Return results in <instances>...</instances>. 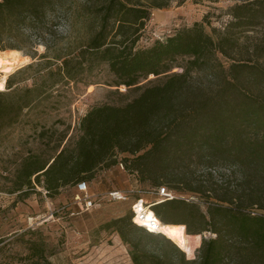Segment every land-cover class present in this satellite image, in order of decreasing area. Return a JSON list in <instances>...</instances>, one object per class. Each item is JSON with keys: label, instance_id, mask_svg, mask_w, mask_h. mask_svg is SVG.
Instances as JSON below:
<instances>
[{"label": "trees", "instance_id": "obj_1", "mask_svg": "<svg viewBox=\"0 0 264 264\" xmlns=\"http://www.w3.org/2000/svg\"><path fill=\"white\" fill-rule=\"evenodd\" d=\"M177 1L182 5L186 0H86L78 19L89 36L67 47L58 29L69 13H78L74 0L0 2V52L23 51L35 58L39 45L46 48L41 57L46 63L35 66L33 87H14L10 78L9 91L0 92V135L40 102L45 91L78 84L104 66L112 77L107 86L117 88L121 96L134 94L122 104L92 107L78 123L77 134L59 140L48 161L35 154L25 157L14 190L28 197L40 187L54 198L63 189L93 181L98 171L121 164L146 181L153 161H170L173 172L150 178L157 194L164 188L174 198L147 212L155 213L168 229L178 230L188 244L184 248L164 234L134 225L131 212L108 225L117 227L126 243L131 244L123 228L132 225L164 239L171 250L152 258L132 244L133 264H264V98L252 100L242 93L251 80L264 92V33L255 43L242 40L262 25L264 0H235L223 30L212 28L209 33L195 23L138 49L152 11ZM222 59L230 63L228 69ZM202 72L218 81V102L211 95L212 84L203 86L199 80ZM230 89L241 103L230 101ZM252 104L259 108H243ZM193 164L203 171L188 170ZM230 165L239 170L226 176ZM172 191L193 198L176 197ZM29 249V264H52L41 244ZM169 255L176 262H169Z\"/></svg>", "mask_w": 264, "mask_h": 264}, {"label": "rangeland", "instance_id": "obj_2", "mask_svg": "<svg viewBox=\"0 0 264 264\" xmlns=\"http://www.w3.org/2000/svg\"><path fill=\"white\" fill-rule=\"evenodd\" d=\"M74 3V10L78 13H69L58 29L65 47L76 45L89 36L85 25L78 19V15L83 14L86 0H74ZM178 3L173 2L168 8L152 11L151 20L137 45L138 49L150 47L155 41L165 40L195 23L203 24L209 33H212V28L223 30L231 21L229 10L236 2L186 0L182 5ZM261 20L263 23L258 31L243 36L244 44L255 43L262 38L264 18ZM21 53L26 56V52ZM45 53L46 48L39 45L36 57L28 56L32 61L8 78L13 80L14 87L24 89L34 86L37 80L35 66L46 63V59L41 60ZM222 61L228 69L230 63L225 59ZM260 62L264 64V59ZM31 64L34 68L28 69ZM19 71L23 73L18 75ZM83 78L78 84L73 82L54 92L45 91L40 102L25 110L21 119L7 127L0 135V264H29L26 258L31 252L30 246L34 243L45 248L46 257L52 264H133L132 244H136L141 252L152 258L164 257L171 251L164 239L152 238L132 225L123 228L131 244L126 243L121 237V231L108 225L119 218L131 216V205L138 197L145 205L163 200V197L157 194L150 177L173 172L174 168L168 169L170 161H153L145 173L146 181H143L140 175L131 174L119 165L98 171L96 178L88 183L89 197L93 202V207L89 210L83 204V196L74 187L63 189L54 198H50L40 187L28 197H23L20 192L14 190L16 171L25 157L35 154L48 161L54 156V147L59 140L66 137L67 141L77 134L78 123L92 107L122 104L134 96H121L117 93V88L106 85L112 77L105 66L87 73ZM151 79L153 77L148 80ZM199 80L203 86L212 84L211 95L214 102H218L219 97L216 94L219 92V86L215 84L218 81L212 80L204 72L200 74ZM89 81L93 83L87 85ZM8 91L7 89L6 92ZM119 91L125 93L122 88ZM243 92L252 95V100L264 98V92L255 80L246 81ZM228 96L232 103L242 101L233 89L227 91ZM243 108L259 107L252 104ZM125 157L129 156H120ZM189 168L188 170L196 173L203 171L201 166L195 164ZM228 168L225 170L226 176L233 170H239L235 165ZM232 182L235 186L236 181ZM113 191L126 193L127 200L112 201L108 195ZM172 192L176 197L193 198L191 194L178 195ZM204 237L212 238L215 235L205 233ZM168 259L169 262H176L171 255ZM198 259L199 256L192 260Z\"/></svg>", "mask_w": 264, "mask_h": 264}, {"label": "built area", "instance_id": "obj_3", "mask_svg": "<svg viewBox=\"0 0 264 264\" xmlns=\"http://www.w3.org/2000/svg\"><path fill=\"white\" fill-rule=\"evenodd\" d=\"M2 0H0L1 2ZM122 168H124V166L121 164L120 165ZM77 191L83 196L84 198V206L87 210H89L90 208L93 207V202L91 200V197H89V191H88V184L86 182H82L80 184H78L77 186ZM161 197H163V200H158L156 201V203H153L151 205H145V202L140 199V200H135L132 205H131V212L133 214V219L132 222L134 225L145 229L147 232L149 233H153V234H161L157 228L160 226V224L157 222V217L154 213V217H152V219L150 221L147 222V211L151 210L152 211V207L160 202H163L165 200H171L173 199V195L169 194L165 191V189H161L159 194ZM109 198L114 201V202H124L127 200V194L121 191H113L111 193H109ZM258 214V212H254L253 215ZM159 220V219H158Z\"/></svg>", "mask_w": 264, "mask_h": 264}, {"label": "bare ground", "instance_id": "obj_4", "mask_svg": "<svg viewBox=\"0 0 264 264\" xmlns=\"http://www.w3.org/2000/svg\"><path fill=\"white\" fill-rule=\"evenodd\" d=\"M31 61L32 60L30 59V57L22 55V53L19 51L8 50L0 52V92H5L7 90L6 84L8 78L13 75L14 72L19 70L20 68L25 67ZM146 215L147 222L150 221L152 217H154L148 214V212L146 213ZM157 222L160 224L157 230L161 234H164L170 239L178 241V243L184 248L187 246L188 241L186 237L182 236L178 230L168 229L158 219Z\"/></svg>", "mask_w": 264, "mask_h": 264}]
</instances>
